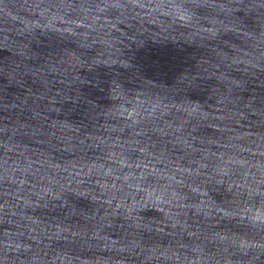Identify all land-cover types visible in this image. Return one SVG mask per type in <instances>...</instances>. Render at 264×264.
Returning <instances> with one entry per match:
<instances>
[{"label":"water","instance_id":"1","mask_svg":"<svg viewBox=\"0 0 264 264\" xmlns=\"http://www.w3.org/2000/svg\"><path fill=\"white\" fill-rule=\"evenodd\" d=\"M0 264H264V0H0Z\"/></svg>","mask_w":264,"mask_h":264}]
</instances>
